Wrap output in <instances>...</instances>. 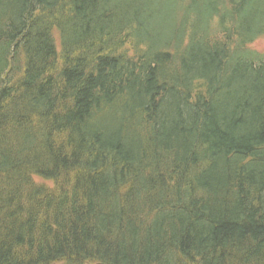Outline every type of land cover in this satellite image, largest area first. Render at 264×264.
<instances>
[{
    "label": "trees",
    "instance_id": "1",
    "mask_svg": "<svg viewBox=\"0 0 264 264\" xmlns=\"http://www.w3.org/2000/svg\"><path fill=\"white\" fill-rule=\"evenodd\" d=\"M259 38L264 0H0V264H264Z\"/></svg>",
    "mask_w": 264,
    "mask_h": 264
},
{
    "label": "rangeland",
    "instance_id": "2",
    "mask_svg": "<svg viewBox=\"0 0 264 264\" xmlns=\"http://www.w3.org/2000/svg\"><path fill=\"white\" fill-rule=\"evenodd\" d=\"M257 51L264 52V38H259L251 45ZM40 182V180H38Z\"/></svg>",
    "mask_w": 264,
    "mask_h": 264
},
{
    "label": "water",
    "instance_id": "3",
    "mask_svg": "<svg viewBox=\"0 0 264 264\" xmlns=\"http://www.w3.org/2000/svg\"><path fill=\"white\" fill-rule=\"evenodd\" d=\"M93 264H104V263H100V262H98V263H93Z\"/></svg>",
    "mask_w": 264,
    "mask_h": 264
}]
</instances>
